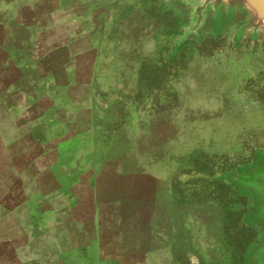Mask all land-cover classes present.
I'll list each match as a JSON object with an SVG mask.
<instances>
[{"label":"crops","instance_id":"obj_1","mask_svg":"<svg viewBox=\"0 0 264 264\" xmlns=\"http://www.w3.org/2000/svg\"><path fill=\"white\" fill-rule=\"evenodd\" d=\"M182 22L178 9L159 0H0V48H29L22 50L29 62L8 61L2 69L15 76L31 72L25 77L29 89L15 93L37 121L31 131L48 133L55 122L61 136L82 132L91 138L80 141L76 149L86 151L79 158L66 135L51 146L52 159L31 155L35 172L16 178L33 181L34 192L25 199L18 194L0 216V264H177V221L192 234L187 215L172 198V179L151 172L148 158L110 157L123 128L114 133L118 124L111 122L108 103L119 93L112 83L117 71L103 76L100 61L103 48L165 47L168 32ZM113 133L107 145L92 139ZM35 140L34 147H47L48 139ZM129 163L134 171L117 167ZM39 164L46 172L37 171ZM86 164L97 167L87 173ZM21 208L40 219L21 222Z\"/></svg>","mask_w":264,"mask_h":264},{"label":"rangeland","instance_id":"obj_2","mask_svg":"<svg viewBox=\"0 0 264 264\" xmlns=\"http://www.w3.org/2000/svg\"><path fill=\"white\" fill-rule=\"evenodd\" d=\"M170 22V15L164 17V23ZM236 26L230 24L218 36L205 31L199 41L188 39L177 50L173 39L179 28L168 32L162 48H103L100 72L106 77L117 71L112 83L119 93L108 101L110 119L118 124L115 134L117 129L125 132L117 133L110 157L148 158L151 172L172 179V198L192 230L184 234V220L177 221V264H246L244 248L260 235L246 220L252 210L249 195L234 188L227 193L216 183L224 182L225 173L254 164L258 154L264 156V42L245 39L234 47ZM26 49L0 48V216L18 194L25 199L34 192L33 181L16 178L35 172L28 163L31 155L45 153L52 159L56 150L51 146L66 135L65 144L79 158L86 151L76 149L80 141L91 139L82 132L61 136L55 122L48 133L31 131L37 121L20 107V95L15 99V93L29 89L25 77L31 72L23 69L15 76V71L2 69L8 61L29 62L22 51ZM41 104L48 107L50 102ZM114 133L97 134V141L93 134L92 139L107 145ZM35 139H48L47 147H34ZM83 167L90 173L97 166ZM117 167L134 171L136 165ZM45 169V164L37 165V171ZM16 213L23 223L40 219L26 215L25 208Z\"/></svg>","mask_w":264,"mask_h":264},{"label":"water","instance_id":"obj_3","mask_svg":"<svg viewBox=\"0 0 264 264\" xmlns=\"http://www.w3.org/2000/svg\"><path fill=\"white\" fill-rule=\"evenodd\" d=\"M178 9L183 22L175 38L177 50L188 39L199 41L203 32L221 34L230 24L237 23L232 37L234 47L247 39L264 42V0H159ZM231 188L246 193L251 212L246 220L259 229L258 241L248 248L246 264H264V156L257 155L254 164L222 175Z\"/></svg>","mask_w":264,"mask_h":264},{"label":"trees","instance_id":"obj_4","mask_svg":"<svg viewBox=\"0 0 264 264\" xmlns=\"http://www.w3.org/2000/svg\"><path fill=\"white\" fill-rule=\"evenodd\" d=\"M216 183H217L220 187H222L224 190H226L227 193L233 191L229 185L225 184V183L222 182V181H216ZM246 228H247V226H246ZM252 229H253V231H256V232H257V228H256V227H253ZM244 249H245V251H246V250H248V247H246V248H244Z\"/></svg>","mask_w":264,"mask_h":264}]
</instances>
